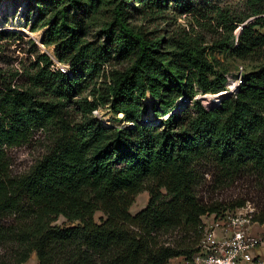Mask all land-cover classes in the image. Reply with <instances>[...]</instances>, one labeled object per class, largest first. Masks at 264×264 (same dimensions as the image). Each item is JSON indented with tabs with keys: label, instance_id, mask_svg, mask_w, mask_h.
Returning <instances> with one entry per match:
<instances>
[{
	"label": "trees",
	"instance_id": "obj_1",
	"mask_svg": "<svg viewBox=\"0 0 264 264\" xmlns=\"http://www.w3.org/2000/svg\"><path fill=\"white\" fill-rule=\"evenodd\" d=\"M34 1L45 4L51 17L41 26L42 44L54 46L57 62L68 63V70L51 69L49 58L41 56L44 67L27 74L24 85L0 83V264H25L32 254L37 264L191 259L202 239L201 218L246 202L227 208L203 203L196 193L200 168H215L222 184L248 177L264 185V64L257 73L244 72L235 95L207 108L194 98L222 92L226 73L201 43L131 25L128 0ZM104 7L111 8L101 26L105 40L92 46L84 40L86 20ZM167 8L166 0H151L134 14L148 22ZM261 14L253 11L256 19L249 23H226L230 56L264 58ZM109 52L129 63L109 77L104 99L122 114L126 125L120 127L92 118L96 103L75 99L94 84ZM147 95L153 100L151 119L143 117ZM74 105L85 118L79 124L63 116ZM160 112L169 114L159 119ZM49 126L58 133L51 150L28 172L12 176L6 150L32 129ZM143 192L147 205L132 215ZM255 199L253 222L263 226L264 193ZM60 217L71 226L54 225ZM174 233L179 241L163 240Z\"/></svg>",
	"mask_w": 264,
	"mask_h": 264
},
{
	"label": "rangeland",
	"instance_id": "obj_2",
	"mask_svg": "<svg viewBox=\"0 0 264 264\" xmlns=\"http://www.w3.org/2000/svg\"><path fill=\"white\" fill-rule=\"evenodd\" d=\"M151 0H128V12L131 15L130 24L139 27L145 26L158 33L175 39L187 36L190 39L202 44L207 50L208 58L217 64L220 71L226 75H234L239 66L244 68L245 73H257L264 64V58L253 60H239L230 56L226 47L230 44L227 40L229 35L226 32V23H235L238 20H245V23L252 22L256 17H252L253 11H261L258 16L264 20V0H166L168 8L158 20H148L145 22L140 16H136L144 3L149 4ZM110 7L101 8L94 16L93 20H86L84 40L92 46H102L104 35L101 26L105 21L110 20ZM49 10L41 2L34 0H0V83L10 82L12 85H24L26 75L34 73L38 67H44V62L39 58L46 56L52 62L51 69L60 64L55 57L54 46H44L42 36L46 28H42L43 23L49 19ZM51 18V17H50ZM264 34V27L257 28ZM239 27L233 33H239ZM223 47L219 49V46ZM129 65L127 60L117 58L115 53L107 54V62L101 66L100 75L94 78V84L75 99H86L88 102L96 103L97 108L92 111L91 117L102 121L109 126L120 127L126 125L122 121V114H115L110 109V99H105L106 87L109 84V77L115 72H121ZM64 68H68L66 63ZM95 89V91H94ZM95 92V93H94ZM101 95L97 98L94 95ZM149 95V94H148ZM147 95V97H148ZM207 95L202 101V105L208 107L212 103ZM147 113L144 118H154L151 104L147 103ZM214 99V98H213ZM216 100V99H215ZM153 101V100H152ZM192 113L188 110L187 113ZM162 112L159 113V115ZM169 112L160 115L159 119L166 118ZM63 116L72 124H79L85 118L77 106L67 107ZM57 128L49 126L46 128H34L28 134L25 141L17 146L6 150L8 167L12 176H20L28 172L38 161H40L53 147L57 139ZM120 167V166H119ZM200 181L196 188L198 198L203 203L220 204L222 207H229L233 203L246 200L256 210V195L264 193V185L256 186L254 178H241L231 184L220 183L217 171L211 166L200 168ZM149 196L146 192L141 193L135 199L130 209L132 215L144 209ZM102 217L100 213L95 215V220ZM54 225L65 228L71 226L65 219L58 218ZM255 232H261V226L254 227ZM181 235L174 233L165 236L164 241L169 244L179 241ZM3 252H0V254ZM258 253L264 259V245L256 248L252 252ZM180 258V257H178ZM176 259V258H175ZM175 264L173 260L170 264ZM25 264H37L34 254L31 255Z\"/></svg>",
	"mask_w": 264,
	"mask_h": 264
},
{
	"label": "built area",
	"instance_id": "obj_3",
	"mask_svg": "<svg viewBox=\"0 0 264 264\" xmlns=\"http://www.w3.org/2000/svg\"><path fill=\"white\" fill-rule=\"evenodd\" d=\"M63 66L54 65L55 69L66 73L68 68ZM244 72V68L239 66L234 75H225L224 90L215 95L208 94L211 105L218 104L223 96L235 95L243 84ZM206 96L197 95L194 100H200L202 103ZM99 122L105 125L104 122L100 120ZM254 214L255 209L247 204L202 217L203 233L198 252L189 260L180 257L173 261H176L175 264H264V259L252 253L256 248L264 245V232L254 231V227H259L253 222Z\"/></svg>",
	"mask_w": 264,
	"mask_h": 264
},
{
	"label": "bare ground",
	"instance_id": "obj_4",
	"mask_svg": "<svg viewBox=\"0 0 264 264\" xmlns=\"http://www.w3.org/2000/svg\"><path fill=\"white\" fill-rule=\"evenodd\" d=\"M146 101H147L148 104H151V102H152L151 96H148ZM105 125H108V124H105Z\"/></svg>",
	"mask_w": 264,
	"mask_h": 264
},
{
	"label": "crops",
	"instance_id": "obj_5",
	"mask_svg": "<svg viewBox=\"0 0 264 264\" xmlns=\"http://www.w3.org/2000/svg\"><path fill=\"white\" fill-rule=\"evenodd\" d=\"M261 232H264V225L261 226ZM254 255L257 256V257H260V255L258 253L254 254Z\"/></svg>",
	"mask_w": 264,
	"mask_h": 264
}]
</instances>
